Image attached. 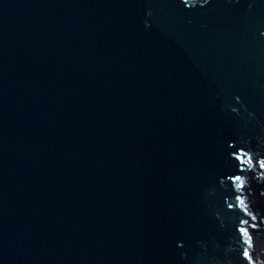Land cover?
<instances>
[{"label": "water", "instance_id": "water-1", "mask_svg": "<svg viewBox=\"0 0 264 264\" xmlns=\"http://www.w3.org/2000/svg\"><path fill=\"white\" fill-rule=\"evenodd\" d=\"M0 264H264V0H0Z\"/></svg>", "mask_w": 264, "mask_h": 264}, {"label": "snow or ice", "instance_id": "snow-or-ice-1", "mask_svg": "<svg viewBox=\"0 0 264 264\" xmlns=\"http://www.w3.org/2000/svg\"><path fill=\"white\" fill-rule=\"evenodd\" d=\"M248 254L247 253H245V256H247Z\"/></svg>", "mask_w": 264, "mask_h": 264}]
</instances>
